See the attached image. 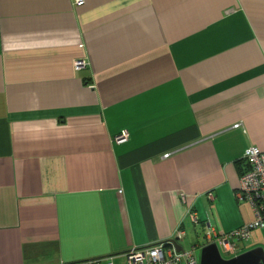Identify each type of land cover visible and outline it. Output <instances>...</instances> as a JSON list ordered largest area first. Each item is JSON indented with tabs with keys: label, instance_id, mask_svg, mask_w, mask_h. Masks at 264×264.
<instances>
[{
	"label": "crops",
	"instance_id": "crops-1",
	"mask_svg": "<svg viewBox=\"0 0 264 264\" xmlns=\"http://www.w3.org/2000/svg\"><path fill=\"white\" fill-rule=\"evenodd\" d=\"M252 146L264 0H0V264L121 263L179 227L237 230Z\"/></svg>",
	"mask_w": 264,
	"mask_h": 264
},
{
	"label": "built area",
	"instance_id": "built-area-1",
	"mask_svg": "<svg viewBox=\"0 0 264 264\" xmlns=\"http://www.w3.org/2000/svg\"><path fill=\"white\" fill-rule=\"evenodd\" d=\"M75 6H83L86 0H72ZM86 67V62L81 60L75 63V69L81 70ZM127 139V134L117 138L118 142ZM245 160L249 168L242 174L239 181V188L235 193L239 203H247L252 209L254 219L249 224L229 233H224L211 226L206 231L207 244L216 243L221 255L230 259L240 254V243L251 238L252 232L264 229V152L259 148L249 147L245 153ZM208 198L213 201V194ZM186 201V196L182 195ZM187 216L193 224L199 223L196 211L189 207ZM185 239V230L182 227L176 231L174 236L167 241L152 244L142 248H134L124 255L121 263H116L112 258H102L81 264H200L195 256V249L192 251H178L175 243Z\"/></svg>",
	"mask_w": 264,
	"mask_h": 264
},
{
	"label": "water",
	"instance_id": "water-1",
	"mask_svg": "<svg viewBox=\"0 0 264 264\" xmlns=\"http://www.w3.org/2000/svg\"><path fill=\"white\" fill-rule=\"evenodd\" d=\"M175 246L178 251H184L178 243H175ZM200 264H264V248L256 247L226 259L221 255L216 243L205 244L202 247Z\"/></svg>",
	"mask_w": 264,
	"mask_h": 264
},
{
	"label": "rangeland",
	"instance_id": "rangeland-1",
	"mask_svg": "<svg viewBox=\"0 0 264 264\" xmlns=\"http://www.w3.org/2000/svg\"><path fill=\"white\" fill-rule=\"evenodd\" d=\"M190 224V223H188ZM192 227V226H190ZM256 231V230H255ZM252 234V238L255 242H259L262 244L264 248V231H256ZM206 230L202 225H197L195 227V232H189V235L184 240L180 241L182 246L185 248V251H192L195 249V256L199 260L201 259V251L203 245L207 243L206 240ZM244 243V242H243ZM246 245V244H245ZM244 246V244H243Z\"/></svg>",
	"mask_w": 264,
	"mask_h": 264
},
{
	"label": "trees",
	"instance_id": "trees-1",
	"mask_svg": "<svg viewBox=\"0 0 264 264\" xmlns=\"http://www.w3.org/2000/svg\"><path fill=\"white\" fill-rule=\"evenodd\" d=\"M78 7V6H77ZM81 7V6H80ZM245 161L246 160H242V161H237V166H239V167H241L242 165L244 166V163H245ZM246 164H247V168L246 169H243L242 171H241V175L249 168V164L247 163V161H246ZM197 225V224H196ZM243 243V242H242ZM204 246V245H203ZM245 251H247V249H245L244 251H243V249H241V246H240V254L241 253H243V252H245ZM83 263H85V262H83ZM81 264V263H80Z\"/></svg>",
	"mask_w": 264,
	"mask_h": 264
},
{
	"label": "clouds",
	"instance_id": "clouds-1",
	"mask_svg": "<svg viewBox=\"0 0 264 264\" xmlns=\"http://www.w3.org/2000/svg\"><path fill=\"white\" fill-rule=\"evenodd\" d=\"M180 245V244H179Z\"/></svg>",
	"mask_w": 264,
	"mask_h": 264
}]
</instances>
